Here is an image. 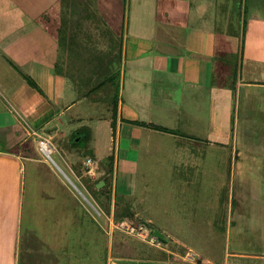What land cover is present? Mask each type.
<instances>
[{
    "label": "crops",
    "instance_id": "1",
    "mask_svg": "<svg viewBox=\"0 0 264 264\" xmlns=\"http://www.w3.org/2000/svg\"><path fill=\"white\" fill-rule=\"evenodd\" d=\"M103 1L110 3L112 10L117 11L106 9L103 17L107 18L108 23L92 28L88 24L79 27L76 24V20L80 21L79 17L73 22V27H67L61 24L59 14L55 19L48 13H39L29 7L18 8L20 5L17 1L0 0V133H5L3 140L9 146L8 151L0 148V184L3 186L9 180V175L23 171L19 168L16 172L17 162L12 158L15 153L10 151L12 146L18 148L21 156L27 152L25 142L30 137L38 146V142L45 140L51 147L54 139L63 140L69 135L73 136L64 130L68 131L67 128L74 124H81L83 119L80 113L84 112L90 118L87 122L92 126L93 144L102 134L105 137L109 133L110 142L113 139L112 142L119 145L121 158L115 159L121 160V179L130 177L141 161L151 160L149 153L152 152L139 153L138 145L146 135L152 150H164L166 146L162 140H168L172 152L170 165L168 163L169 174L165 175L160 185L170 193L187 194V199L178 203L185 212H190L200 195L203 197L210 189L219 192L218 187L225 185L223 167L231 160L238 162L240 173L235 177L230 170L228 186L231 188L232 185L237 190V200L248 207L249 200L245 197L249 193L246 190L250 172L254 170L264 176V152H261L264 147L255 151L257 145L250 143L249 139L244 148L242 142H238V132L242 130L243 136L254 129V124H262L260 127L264 130V15L259 18L260 15L250 13L243 21V35L238 37L231 29V25L235 27L238 23V17L233 18L235 13L228 9L226 0H128L131 10L126 25L120 0ZM236 3L240 8L243 0H236ZM261 8L264 9V4H260ZM112 15L111 22L109 19ZM83 29L89 32V39L83 38L82 45H92L94 56L104 50L100 46L104 47L103 39L106 38L111 40L107 41V47L110 45L109 48L121 49L123 60L119 61L120 66L115 63L112 65L123 79L126 77L127 85L126 89L124 83L120 89H113L110 93L112 102L108 99L98 102L89 100L95 92H99V98L102 97L100 93L105 92V84L115 82L112 75L100 77L95 68L85 69L86 66L81 67L78 58L71 57L80 45ZM61 41L67 43L62 48ZM89 59L91 63L95 58ZM98 78L103 83L97 85ZM99 104L106 108V114L99 117L102 123L90 124L94 122L95 115L89 112ZM81 106H87L90 110L87 111L85 107L80 109ZM113 124L115 130L112 131ZM195 124H199L200 132L195 131ZM18 129H22L26 135L20 134ZM136 130L137 133L142 132L140 136L135 137ZM73 131L76 132L75 142L86 138L77 129ZM257 144L264 145V133ZM51 149L53 153L56 151L54 147ZM83 156L84 159L71 168L79 182L80 167L83 163L86 167V161L89 160L90 165L95 164L99 172L96 158L90 152ZM25 158L31 161V158ZM245 165L247 171L243 169ZM127 181L130 182L129 179ZM100 182L101 179L95 181L92 187ZM120 191L123 194L129 192L128 188L123 187ZM256 192L251 195L250 202L260 201L261 197L257 195L260 189ZM8 193H11V185L7 186L3 194L10 196ZM100 204L99 208L106 211V219L113 221L115 208L112 204ZM77 205L79 210L82 204ZM62 208V203L46 206L44 210H48L41 213L42 218H45V213H49L48 218L52 222H59V212L62 218L65 217L64 212L59 211ZM140 208L137 207L134 214L126 217L128 219L117 223L138 222V214L142 211ZM9 209H12L11 202ZM5 210L4 201L0 199V215H4L0 217V262L6 261L7 257L2 252L11 253V247L14 249L12 255L16 256V241L12 244L16 239H13V235L5 237L12 232L8 213H1ZM11 215L14 216L12 228L17 232L15 209ZM147 221L135 225H150L152 219ZM257 227L264 235L263 226L258 224ZM62 229L64 231L63 223L59 231ZM100 230L102 235L107 234L103 228ZM108 233L112 235L113 229ZM252 239L261 242V247L251 248L256 254L241 256L262 262L264 238L254 231ZM181 251L179 248L169 249L168 253L184 255ZM48 254L42 256L47 257ZM132 257L143 262L146 256L136 257L127 252L125 259L132 260ZM116 258L119 260H107L106 264H120L119 256Z\"/></svg>",
    "mask_w": 264,
    "mask_h": 264
},
{
    "label": "rangeland",
    "instance_id": "2",
    "mask_svg": "<svg viewBox=\"0 0 264 264\" xmlns=\"http://www.w3.org/2000/svg\"><path fill=\"white\" fill-rule=\"evenodd\" d=\"M260 1L263 3H260ZM17 2H19L18 5H21L18 8L23 9L24 7L31 8L34 6L40 12L46 10V13L55 19L59 14L58 19H60L61 24L67 27L68 25L73 27L75 25H73V22L78 17L80 21L76 20V24L79 27L87 26V24L92 28L97 27V25L104 26L108 21L107 18L103 17V14L106 13V9L112 10L110 3L107 2V4L103 0H60V5L51 4L48 0H18ZM235 2L236 0H232L228 3V0H226L228 9H232V13H235L233 18L238 17V23L235 27L231 25V29H234L235 36L242 37L245 28L243 21L249 17L250 13L255 16L260 15L259 18L263 17L264 9L261 8L260 10V4H264V0H243L240 8ZM120 3L124 14V24L126 25L128 12L131 10V2L120 0ZM116 11L115 9L113 12ZM237 14H240V16ZM112 19L113 15L109 20L112 22ZM82 31L84 32L81 33L82 36L79 39L81 40L80 45L71 57L78 58L79 63L82 64L81 67L86 66L85 69L88 67L95 68L100 77L110 74L112 80L115 81L110 85L105 84L104 88L106 89L104 93H100L101 98H99V92H95L89 100L90 102H98L108 99L112 102L113 98H111L110 93L113 89H120L123 86L122 83L125 84L124 88L126 89L127 85L126 77L123 79L120 72L114 71L115 66L112 65L115 63L120 66L119 61L123 60L120 53L121 49L119 51L118 49H112V47L109 48L110 45L107 47V41L111 40L106 38L103 39L104 47L100 46L102 50L104 49V52L96 53L94 56L92 53L95 50L92 45L90 47L82 45L83 38L89 39V32L86 29ZM61 43V48L67 44H64L63 41ZM86 43H88V40ZM89 57L95 58L93 62L89 63ZM4 70L1 74L4 73ZM106 70L108 71L106 72ZM89 72L91 71L89 70ZM99 79L97 85L103 83ZM81 107L80 109L85 107L87 111L90 110L87 106ZM105 111L106 108H103V104L93 106L89 113H94L95 118L93 117L94 122L90 124H101V118L99 117L106 114ZM80 114L83 119L82 123L74 124L71 128H67L68 131L64 130L68 134L72 133L73 136L69 135L68 138L66 137L63 140L56 138L52 142L51 148L54 147L56 151L50 154V158L54 164L39 151V146L33 137L28 138L29 140L25 142L27 152L23 156H21L17 147H11L10 151L15 153L12 154V158L17 162L15 165L16 172L19 168L23 171L20 174L9 175V180L3 186L0 184V188H2L0 189V199L4 201L6 206V210L1 211V213H8L7 219L11 221L12 232L7 233L5 237L8 238L13 235V239H16L12 243L14 244L16 241V256L12 255L14 249L11 247L9 248L11 253L2 252L7 257L6 261H2L0 264H106L107 260L115 262L118 259L117 256L120 258V264H209V262L211 264H264V261L261 262L247 256H241V254H256L251 248L261 247V242L252 239L254 231L259 232L260 236L264 238L263 232L257 227L260 224L264 228V209L262 210L264 205V176L258 174L257 171L254 172V170L250 172V181L246 190L249 193L248 197H245L249 200L248 207L247 204L241 205L237 200V190L233 189L232 185L231 188L228 186L230 170L232 176L235 177L240 173L238 162L234 160L227 161L226 167H223L225 185L218 187L219 192L210 189L203 197L200 195L201 201L199 197L193 208L189 210L190 212H185L184 207L178 206V203L182 199H187V194H182L184 192L170 193L163 185H160L165 175L169 174V160H171L172 152L169 149L168 140H162V144L166 146L164 150L159 148L152 150L149 137L144 135L141 140L142 144L138 145L140 146L139 153L152 152L149 153L151 160L141 161L139 168L137 167L130 177L126 180L121 179V160L120 162L116 160L121 158L120 153H118L119 145L116 146L117 142L114 144L113 139L110 142L109 133L105 137L102 134L100 139L93 144L90 128L92 126H89L87 122V119L90 118L84 112ZM195 125L197 127L195 131L200 132L199 124ZM261 125L254 124V129L244 133L243 136H241L242 130H239L238 142L240 140L245 148L249 143V139H251L250 143L257 145L255 151L263 148L264 145L257 144L264 133L263 128L260 127ZM25 129L28 130V128ZM74 129H77L78 133L80 131L81 135L84 134L86 138L75 142L74 135L76 132L74 133ZM113 130H115L114 124L112 125ZM17 131L26 135L22 129ZM141 133H137L136 130L135 137L140 136ZM4 134L0 133V148L2 147L8 151L9 146L7 147L3 140ZM132 143L136 144L135 141ZM15 149L16 151H14ZM89 152L93 158H96L95 162L100 173L98 170L96 171L95 164L91 163L92 166L86 161V167L84 163L80 167L79 182L71 168H73V165L75 167L81 159H84L83 154L87 155ZM261 152H264V149ZM17 156L18 158H16ZM25 157L31 158V161H27ZM243 169L247 171L246 165L243 166ZM141 171L142 174H139ZM160 175L161 178H159ZM14 178L15 182L13 184ZM99 179L104 182L105 186L95 190L97 186L92 187V185ZM128 179L131 184L127 181ZM9 185H11V193H8L10 196L3 194ZM13 185L16 187H13ZM122 187L128 188L129 192H134L123 194L120 191ZM258 189H260V193L257 194L261 197L260 201L250 202L251 195L257 193ZM97 191H100V193H97ZM132 195L135 196V201ZM99 201L101 203L105 202L109 206L112 204V207L115 208L113 218L115 224L113 226L105 217L107 215L106 211L99 208V205L101 206ZM9 202H11V210L9 209ZM61 203L64 204V208L59 209V211L62 210L65 217L62 218V214L59 212V222H52L48 218L49 213H45V218H42L41 213L48 210H44V207ZM79 203L82 204L83 209L80 205L78 210L77 204ZM139 206L142 207L140 208L142 211L138 214L140 220L135 223H145L148 222V219H152L153 223L145 225L149 228L151 236L159 240L161 247H153L134 237H127L121 233L122 230L120 231L119 228L115 227L117 222L128 219L131 214H134ZM254 207H256L255 210ZM14 209L18 222L17 232L12 228L14 216L11 215V212ZM0 217L3 218L4 215H0ZM79 220H81L80 225ZM62 223L64 224V231L63 229L59 231ZM8 227L9 225L6 224V228ZM101 227L107 231V234L102 235L100 233ZM111 228L113 229L112 235L108 233ZM177 248L181 249L184 255H179L177 252L175 255L168 253L169 249ZM127 252L136 257L143 258L146 256L145 260L142 259L144 260L142 262L141 259L133 257L132 260L125 259ZM47 253H49L47 257L42 256V254ZM235 253L238 255L235 256ZM92 255L96 257L91 258Z\"/></svg>",
    "mask_w": 264,
    "mask_h": 264
},
{
    "label": "built area",
    "instance_id": "3",
    "mask_svg": "<svg viewBox=\"0 0 264 264\" xmlns=\"http://www.w3.org/2000/svg\"><path fill=\"white\" fill-rule=\"evenodd\" d=\"M45 147H48V154L43 150L46 149ZM39 149L40 151L44 154V156H46V158L48 160H50V154L53 153V149H51V147L49 146V143L45 140H41L39 142ZM88 163H90V161H87ZM111 220V219H110ZM109 220V221H110ZM110 225L113 226V221H110ZM116 228H119L120 231L128 236H132L134 238H137L139 240H141L142 242H145L146 244L153 246V247H161L160 242H158L159 240H157L156 237L151 236V232L150 230L144 226V225H135L132 223H127V222H120L117 223Z\"/></svg>",
    "mask_w": 264,
    "mask_h": 264
},
{
    "label": "flooded vegetation",
    "instance_id": "4",
    "mask_svg": "<svg viewBox=\"0 0 264 264\" xmlns=\"http://www.w3.org/2000/svg\"><path fill=\"white\" fill-rule=\"evenodd\" d=\"M18 1V0H17ZM51 4H56V5H60V0H48ZM19 3V2H18ZM21 6V5H20ZM24 9V8H23ZM31 9L33 10V9H35L34 8V6L33 7H31ZM36 11H38L37 9H35ZM63 10V9H62ZM39 13H42V12H40V11H38ZM47 11L45 10V11H43V13L44 14H47L46 13Z\"/></svg>",
    "mask_w": 264,
    "mask_h": 264
},
{
    "label": "water",
    "instance_id": "5",
    "mask_svg": "<svg viewBox=\"0 0 264 264\" xmlns=\"http://www.w3.org/2000/svg\"><path fill=\"white\" fill-rule=\"evenodd\" d=\"M50 161H51V163H53V161L50 159ZM54 164V163H53ZM56 168L60 171V173L61 174H63L62 172H61V170L56 166ZM64 175V174H63ZM65 176V175H64ZM65 178H66V176H65ZM104 185V183L103 182H100L98 185H97V188H101L102 186Z\"/></svg>",
    "mask_w": 264,
    "mask_h": 264
},
{
    "label": "bare ground",
    "instance_id": "6",
    "mask_svg": "<svg viewBox=\"0 0 264 264\" xmlns=\"http://www.w3.org/2000/svg\"><path fill=\"white\" fill-rule=\"evenodd\" d=\"M46 149H43L48 154V147H45Z\"/></svg>",
    "mask_w": 264,
    "mask_h": 264
},
{
    "label": "trees",
    "instance_id": "7",
    "mask_svg": "<svg viewBox=\"0 0 264 264\" xmlns=\"http://www.w3.org/2000/svg\"><path fill=\"white\" fill-rule=\"evenodd\" d=\"M109 212V211H108Z\"/></svg>",
    "mask_w": 264,
    "mask_h": 264
}]
</instances>
